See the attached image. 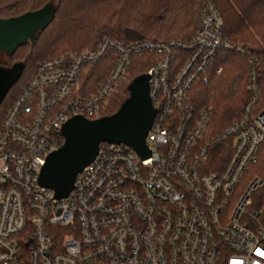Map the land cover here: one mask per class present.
<instances>
[{
	"label": "built area",
	"instance_id": "obj_1",
	"mask_svg": "<svg viewBox=\"0 0 264 264\" xmlns=\"http://www.w3.org/2000/svg\"><path fill=\"white\" fill-rule=\"evenodd\" d=\"M222 26L206 0L188 40L103 38L37 64L0 129V264H264V210L245 211L252 191L264 186V171L239 186L264 143L257 58ZM218 50L245 59L248 98L228 127L202 140L210 112L193 111L187 92L207 80ZM146 51L157 56L145 72L155 110L144 137L148 157L100 143L69 193L53 198L37 178L46 155L62 144L61 125L74 115L100 117L130 56ZM178 52L186 53L180 61ZM105 57L106 76L81 94V68ZM229 138L223 169L205 171L210 146Z\"/></svg>",
	"mask_w": 264,
	"mask_h": 264
},
{
	"label": "trees",
	"instance_id": "obj_2",
	"mask_svg": "<svg viewBox=\"0 0 264 264\" xmlns=\"http://www.w3.org/2000/svg\"><path fill=\"white\" fill-rule=\"evenodd\" d=\"M206 0H0V18L20 15L46 3L55 7L51 22L32 42L18 46L9 60L23 65L17 81L0 103V129L7 109L37 64L68 52L92 49L103 38L121 43L139 40H188L198 26V10ZM222 18V33L233 43L245 46L257 58L259 107H264V0H207ZM186 54V53H185ZM178 52L175 60L185 56ZM157 59L152 52L130 56L124 77L108 98L101 116L113 113L127 96L126 86L135 76L145 73ZM110 59L81 68L77 77L81 94H89L110 69ZM220 70L216 73V69ZM247 64L233 51L218 50L207 68V80L194 82L187 92L193 111L209 109L210 116L202 140L216 137L241 113L248 98ZM232 150V139L210 146L204 170L223 169ZM264 171V143L257 161L246 169L239 186ZM245 211L264 210V186L252 191ZM245 207V208H246Z\"/></svg>",
	"mask_w": 264,
	"mask_h": 264
},
{
	"label": "water",
	"instance_id": "obj_3",
	"mask_svg": "<svg viewBox=\"0 0 264 264\" xmlns=\"http://www.w3.org/2000/svg\"><path fill=\"white\" fill-rule=\"evenodd\" d=\"M54 12L55 7L46 3L14 17L0 18V52L10 56L18 46L32 42L51 22ZM22 67L18 62L0 65V103L17 81ZM126 89L127 96L113 113L95 119L74 115L63 122L62 144L46 155L37 178L38 184L49 189L53 198L60 199L69 193L76 174L93 160L100 143L121 144L141 159L148 157L144 137L155 113L149 96L148 74L132 78Z\"/></svg>",
	"mask_w": 264,
	"mask_h": 264
},
{
	"label": "rangeland",
	"instance_id": "obj_4",
	"mask_svg": "<svg viewBox=\"0 0 264 264\" xmlns=\"http://www.w3.org/2000/svg\"><path fill=\"white\" fill-rule=\"evenodd\" d=\"M13 61L9 60L3 53L0 52V65L2 66H9L12 64ZM220 70V67L218 68ZM122 80V79H121ZM249 198V202H250ZM247 209V207L245 208ZM248 213L253 212V211H247Z\"/></svg>",
	"mask_w": 264,
	"mask_h": 264
}]
</instances>
